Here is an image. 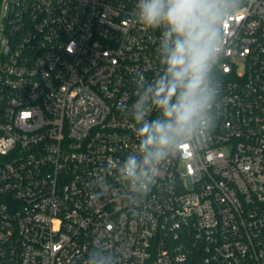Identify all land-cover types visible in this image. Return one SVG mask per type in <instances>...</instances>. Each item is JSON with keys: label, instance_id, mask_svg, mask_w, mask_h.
I'll return each instance as SVG.
<instances>
[{"label": "built area", "instance_id": "built-area-1", "mask_svg": "<svg viewBox=\"0 0 264 264\" xmlns=\"http://www.w3.org/2000/svg\"><path fill=\"white\" fill-rule=\"evenodd\" d=\"M137 0H0V264H264V0L225 23L207 140L132 204L107 176L138 144L135 73L161 71ZM158 115L153 112L151 118Z\"/></svg>", "mask_w": 264, "mask_h": 264}, {"label": "clouds", "instance_id": "clouds-1", "mask_svg": "<svg viewBox=\"0 0 264 264\" xmlns=\"http://www.w3.org/2000/svg\"><path fill=\"white\" fill-rule=\"evenodd\" d=\"M244 0H137L134 19L146 30H160V73L148 80L135 73L136 99L124 112L134 123L137 147L122 161L109 162L91 186L107 194V176L122 186L132 204L146 200L163 166L187 146L202 145L220 114L216 78L226 43L225 23ZM157 112L154 118L153 112ZM84 264H119L113 250L93 247Z\"/></svg>", "mask_w": 264, "mask_h": 264}]
</instances>
